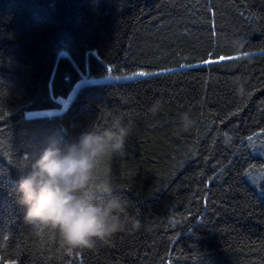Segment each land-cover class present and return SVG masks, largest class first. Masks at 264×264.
<instances>
[{"label":"trees","instance_id":"1","mask_svg":"<svg viewBox=\"0 0 264 264\" xmlns=\"http://www.w3.org/2000/svg\"><path fill=\"white\" fill-rule=\"evenodd\" d=\"M0 84V264H264V0H0ZM115 121L101 168L140 227L59 261L24 224L23 158Z\"/></svg>","mask_w":264,"mask_h":264},{"label":"clouds","instance_id":"2","mask_svg":"<svg viewBox=\"0 0 264 264\" xmlns=\"http://www.w3.org/2000/svg\"><path fill=\"white\" fill-rule=\"evenodd\" d=\"M234 91L241 100L248 95L246 77L233 81ZM10 95L0 84V104ZM156 102L151 111L160 108ZM184 130L195 121L190 112L180 116ZM130 127L115 121L111 127H88L71 143L60 147L52 142L36 154H28L21 167L22 173L15 185L16 201L25 206L24 224L32 229L37 246L55 248L57 259L85 249H94L97 241L108 240L114 234L138 229V220L128 215L129 199L119 193L102 162L124 147V138ZM227 146L233 134L221 133Z\"/></svg>","mask_w":264,"mask_h":264},{"label":"snow or ice","instance_id":"3","mask_svg":"<svg viewBox=\"0 0 264 264\" xmlns=\"http://www.w3.org/2000/svg\"><path fill=\"white\" fill-rule=\"evenodd\" d=\"M109 71H111V69H109ZM133 76L139 75V76H149L151 75V73L146 72V71H140V72H136L132 74Z\"/></svg>","mask_w":264,"mask_h":264},{"label":"bare ground","instance_id":"4","mask_svg":"<svg viewBox=\"0 0 264 264\" xmlns=\"http://www.w3.org/2000/svg\"><path fill=\"white\" fill-rule=\"evenodd\" d=\"M5 264H7V263H5ZM9 264H11V263H9Z\"/></svg>","mask_w":264,"mask_h":264},{"label":"rangeland","instance_id":"5","mask_svg":"<svg viewBox=\"0 0 264 264\" xmlns=\"http://www.w3.org/2000/svg\"><path fill=\"white\" fill-rule=\"evenodd\" d=\"M263 195V194H262ZM7 264H9V263H7Z\"/></svg>","mask_w":264,"mask_h":264}]
</instances>
